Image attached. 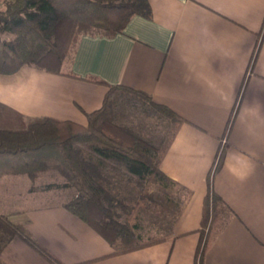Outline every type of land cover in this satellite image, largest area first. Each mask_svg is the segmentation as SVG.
<instances>
[{"label":"crops","instance_id":"0c3cea01","mask_svg":"<svg viewBox=\"0 0 264 264\" xmlns=\"http://www.w3.org/2000/svg\"><path fill=\"white\" fill-rule=\"evenodd\" d=\"M148 1L151 15L134 14L122 31L78 37L65 68L75 76L30 65L0 73V128H22L37 116L85 125L87 113L101 107L106 84L147 92L186 119L160 163L185 192L171 233L116 252L62 202L15 208L2 195L0 213L24 225L62 264H195L207 230V179L223 147L204 262L264 264V0ZM0 264L53 263L14 236Z\"/></svg>","mask_w":264,"mask_h":264},{"label":"trees","instance_id":"16d2710c","mask_svg":"<svg viewBox=\"0 0 264 264\" xmlns=\"http://www.w3.org/2000/svg\"><path fill=\"white\" fill-rule=\"evenodd\" d=\"M134 14L151 15L148 0H0V73L9 74L23 65L54 73H66L81 34L111 36L122 31ZM264 32V20L262 22ZM2 34H10L5 38ZM64 71V72H63ZM106 84L98 78H87ZM100 108L87 113V123L49 116L28 118L22 128H0V178L24 175L36 181L52 171L63 178L60 187L72 189L62 205L91 227L102 232L116 252L153 244L162 238L144 241L137 232L139 210L149 198L152 184L173 183L160 168L161 160L179 126L186 121L165 104L139 89L109 85ZM137 106L145 115L173 123L162 149L154 147L139 131L118 120L119 109ZM233 115H230L229 128ZM224 148L208 175V194L203 214L202 237L194 261L205 264L209 230V201L217 196L212 178ZM132 185L138 198L127 201L122 189ZM213 203V202H212ZM213 207V204H211ZM14 236L24 239L53 264H62L40 244L28 229L0 213V251Z\"/></svg>","mask_w":264,"mask_h":264},{"label":"rangeland","instance_id":"374dc122","mask_svg":"<svg viewBox=\"0 0 264 264\" xmlns=\"http://www.w3.org/2000/svg\"><path fill=\"white\" fill-rule=\"evenodd\" d=\"M9 38L10 34H2ZM118 120L139 131L157 149L167 143L173 123L154 115H145L137 106L125 105L119 109ZM63 178L52 171L44 172L36 181L24 175H5L0 180V196L13 199L14 207L26 204L63 202L72 194V189L60 187ZM127 201H134L138 191L132 185L122 189ZM150 197L142 202L139 210L141 239L148 241L171 233L177 219L182 215L185 192L175 184L151 185ZM213 212V210H212Z\"/></svg>","mask_w":264,"mask_h":264}]
</instances>
